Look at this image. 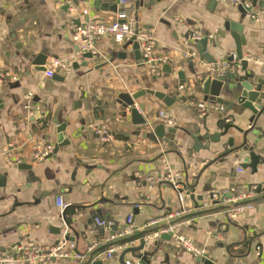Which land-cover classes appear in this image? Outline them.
<instances>
[{"label":"crops","instance_id":"crops-1","mask_svg":"<svg viewBox=\"0 0 264 264\" xmlns=\"http://www.w3.org/2000/svg\"><path fill=\"white\" fill-rule=\"evenodd\" d=\"M99 1L118 3V0H73L71 8L66 9L67 4L60 5L57 0H0V90L5 104L0 110L1 254L10 252L17 244L50 247L64 239L69 229L57 205L60 196L75 210L67 216L79 233L72 242L77 244L78 251L88 254L91 247L95 250L104 246L112 231L98 225L94 217L97 212L119 222L118 230L127 216L133 215L138 235L155 229L148 226L152 219L176 210L178 193L165 179L168 175L193 185L197 174L203 172L195 189V197L203 196V201L208 194L232 187L252 189L255 184L264 183V163L255 174L250 168H241V163L248 160L245 153L227 156L207 166L216 156L214 152L229 148L230 136L235 139V146L241 142V134L234 130L220 142L211 143V150L194 148L192 136L203 134L205 121L215 132L213 123L217 114L228 107L205 102L199 88L212 65L200 60L198 50L186 38L196 26L203 33L209 32L217 46L212 39L208 52L220 62L235 52L231 27L237 24L246 39L243 50L249 59V69L262 74L264 0H258L254 13L245 16L237 4L222 0H144L139 9L118 7L116 15L124 10L135 14L140 27L154 33L158 50L169 56L158 74L144 63L141 50L137 51L133 45L124 48L127 40L121 44L110 37L98 38L94 47L99 55L95 63L109 60L110 64L98 70L81 65L82 37L77 28L88 20L116 17L101 12ZM248 1L253 4V0ZM72 8L87 9L88 14L71 12ZM193 50L198 56L195 60L185 55ZM40 53L47 55L46 64L57 56H75L72 70L57 73L59 80L51 79L46 69H35L38 67L33 58ZM46 64L40 66L46 68ZM180 84L186 87L184 101L178 98ZM143 88L163 92L172 99L168 104L146 94L136 101L143 106L140 112L148 121L146 131L162 123L159 120L162 111L176 119V133L166 130L170 143L132 134L138 127L132 124L129 111L117 102V95ZM29 93L32 97L30 107L26 108ZM192 102H204L209 108L200 116ZM228 111L233 113L231 109ZM61 114L68 122L65 137L69 144L61 147L54 157L35 160L37 144L55 145L57 123L53 118ZM92 125L110 128L115 140L103 144ZM254 138L250 136V140ZM258 146L264 148V138ZM20 164L31 165L32 169H20ZM203 201L197 200L200 205ZM251 203L252 207L240 215L219 211L186 218L202 210L196 208L197 203L188 195L189 212L178 220L171 239H149L157 243L151 244L156 253L149 258L153 264H194L196 255L178 243L177 237L184 236L205 248L216 264H264V192H256ZM143 236L135 238L136 242L130 246L138 245ZM127 247H120L112 257L105 255L108 250L105 248L96 259L103 260V264H119L120 254ZM88 258L89 254L82 262L54 259L50 264H83ZM125 260L138 261L131 253L125 255Z\"/></svg>","mask_w":264,"mask_h":264},{"label":"water","instance_id":"water-1","mask_svg":"<svg viewBox=\"0 0 264 264\" xmlns=\"http://www.w3.org/2000/svg\"><path fill=\"white\" fill-rule=\"evenodd\" d=\"M144 4V0H130L128 3L123 5L122 8L128 9L132 8L133 6V8L135 7L136 9H139L141 6H144ZM257 5L258 0H253V4H251L250 7H246L240 4L238 5V8L239 11L245 16L247 13L253 14L254 8ZM98 7L101 8V12L113 16L116 15L119 9L117 2L99 1ZM65 8L69 9L70 5H65ZM189 34L186 38L189 37ZM231 35L235 40L236 49L235 52L230 53L227 60L229 62H234L236 64L237 70L226 72L221 76H214L212 72H209V74L201 81L199 88L200 92L204 95L205 102H210L216 104L217 106L225 105L228 108L223 107V110L217 114L215 122L213 123L215 132H211L212 128L209 127L207 121H205L203 123V134L193 135L192 138L195 140L194 148L196 150H211V143L220 142L222 137L229 135V133H231V130H234L235 132L241 134V142L235 146V139L230 136L227 140V145L229 148L221 153H219V151L214 152L217 154L213 158V160L207 164V166L209 167L214 162L222 160L227 156H240L242 153H245V157H247L246 159L248 160H245L241 163V168H250L253 174H255L258 172V166L264 163V156L262 155L264 153V148H259L258 146L261 139L264 138V73L261 72L262 74H260L255 70L249 69V59L245 57V53L243 50V46L246 44V39L245 36L242 34L239 25H232ZM212 37L213 36L209 34V32H205L203 36H201L199 39L195 40L193 43L190 44L191 47L198 50L200 54V60L210 65L219 62L217 58H215L208 52V44L213 39ZM212 42L214 43V45L217 46L214 39L212 40ZM129 45H133L134 49L140 51V43L136 40V36H132L131 38H129L124 44V48H127ZM82 57L84 58V60L81 62V65L89 67L90 69L98 70L110 64L109 60L96 64L95 60L99 58V55L93 51L84 52L82 54ZM46 59L47 55L45 53H40L37 56H34L33 64L37 65L38 67L35 69L39 71H44L46 69L45 66L40 65H45L47 62ZM236 61L239 62V65L236 63ZM74 66L77 68L79 67V64L75 63ZM179 76L180 78H183V73H180ZM57 77L58 75L56 73L51 77V79L59 80L57 79ZM146 94L156 96L160 100H165L168 104L172 102V99L169 98L165 93L156 91L152 88H143L131 93L120 92L117 95V102L129 111L132 124L138 127L137 130H135L132 134L138 136L143 134L146 138H149L152 141H164L170 143L171 140L166 136V130L171 134H175L177 131L176 126L166 127L165 124L161 123L154 130L146 131L148 129V121L146 117L140 112V110H143V106L142 104H136L137 99L145 96ZM224 96L229 97L228 99H230V101L226 100ZM4 105V100L0 90V110L4 109ZM229 109L233 110L232 114L229 113ZM247 112H249L250 114L248 115ZM204 119L206 120L207 116H205ZM242 119H246L245 121H243V125L240 124V121H242ZM53 120L57 123V141L55 143V148L53 152L49 156H47V158L54 157L61 147L68 145L70 142L69 139L65 137L68 122L63 119V114L53 118ZM145 127L147 129H145ZM250 136H253L255 138L250 140ZM203 142L205 144H203ZM19 168L31 170L32 166L27 164H20ZM202 173L203 172H199L197 174V181L193 185L189 184V186L186 185L184 182H181L184 186V189L182 188L179 190L184 191L187 189L188 191V188L190 189L188 191V195L195 203H197L196 208L201 207L197 200L203 201V196H199L197 198L195 197L196 184H198ZM30 177H32V173L30 174ZM168 183H170L176 190V187L173 182L168 181ZM255 185V191L257 193L261 194L264 192V183L259 182ZM219 203V200L214 201V204ZM230 207L231 205H219L215 208L201 210L199 212L188 214L187 216L192 217L195 215H202L219 211L225 212ZM62 217L65 227L69 229V231H66L64 233L63 237L68 241H74L76 238L79 237V233L74 229L73 225L67 218V208L63 210ZM94 217L95 219L99 218L105 221H112L109 216H101L99 212H97ZM118 228L119 222L113 221V225L111 226V233L113 234L114 232H116ZM59 229L60 230L58 231V233L61 234V228ZM70 231L74 232V235H72ZM150 232H152V230L145 231L142 234L138 235L135 234L130 238H126L110 244H105L100 248H96L91 252L89 258L83 264H103V260L95 258V256L99 254L102 250L113 244L125 243L131 239L139 238V236L146 235ZM172 235L173 234H164L162 238L171 239ZM151 244L156 245L157 243H152L150 242V240L142 239L138 245L127 247L120 254L119 264H127L125 260V255L128 253H131L135 258H137L140 264H153L149 257L154 256L156 252L151 249ZM147 246H149V248L148 250H145ZM193 261L194 264H216L215 261L209 258L208 256H195V259Z\"/></svg>","mask_w":264,"mask_h":264},{"label":"built area","instance_id":"built-area-1","mask_svg":"<svg viewBox=\"0 0 264 264\" xmlns=\"http://www.w3.org/2000/svg\"><path fill=\"white\" fill-rule=\"evenodd\" d=\"M130 0H118L119 7H122ZM225 2H231L237 5H244L246 7H250L251 3L248 0H222ZM73 0H57V3L60 5L69 4L71 8ZM71 12L78 13L81 11L82 14H88L87 9L79 10L77 8H72ZM253 18H257L256 15H252ZM77 33L82 37V47L80 53L83 54L87 51H93L95 47V40L101 37H110L117 43H124L126 40L131 38L132 36H136V40L140 43V50L143 56L144 63L147 64L152 73L158 74L161 71V67L163 63L167 62L169 56L158 50L157 39L154 33L150 30H145L140 27L139 20L136 18L135 14H128L126 10L119 12L115 19L112 20H97L92 19L84 22L77 28ZM204 33L200 29V27L196 26V28L191 31L189 37L187 38V43L190 45L195 40L199 39L203 36ZM186 57L190 59H197V52L187 51L185 53ZM75 56H66V57H54L46 64V75L48 77H52L56 73H68L72 70L73 61ZM236 64L234 62H229L228 60H222L216 64H212L211 72L214 76H221L229 71H236ZM178 98L181 101H184L186 97V87L183 84L178 86ZM32 94H27L28 103L26 104V108H29V102L31 100ZM195 104V103H191ZM199 110L200 116L204 115L208 110L209 105L204 102H199L195 104ZM34 109V108H33ZM159 120L167 125V126H175L177 125L176 119L168 115L166 112L159 113ZM94 133L98 136V139L103 144L112 143L116 135L115 133L108 127L92 125ZM55 148L54 144H37L35 147L36 152L33 154L34 159L37 161L44 160L49 156ZM21 161V160H20ZM20 161H17L20 163ZM164 179V178H162ZM166 180L174 183L179 200V207L166 214L160 218L152 219L148 226L155 227V229L144 235L142 239L149 240L152 238H160L164 234H175L176 227L178 225V220L181 219L185 214L189 212L188 207V191L187 189L184 191H179L180 189H184V186L181 182H178L177 179L172 178L171 176H166ZM150 182L153 183L154 180L149 179ZM256 192L255 188L252 189H241L239 187H232L226 189L219 193L208 194L207 199L202 202L201 209L208 210L211 209L214 205H231V207L227 210L231 215H240L244 213L247 209L252 207V199L255 197ZM219 200V204H214V201ZM237 204V205H235ZM57 205L63 211L68 207V203L65 202L62 196L57 197ZM99 226L103 228H110L113 225V221H105L99 218L96 219ZM135 234L134 227V218L133 215H128L123 226L114 232L110 233L105 238V243L110 244L113 242H117L126 238H130ZM178 243L181 248L186 251L194 254L196 256H207V252L205 248H201L195 245L191 240L184 236L177 237ZM136 240L131 239L125 243L113 244L108 248L105 255L107 257H112L113 254L120 247H127L132 245ZM122 245V246H119ZM94 247H91L92 250ZM88 251L90 256L91 251ZM91 251V252H90ZM88 254H82L77 250V244L72 241L67 240H59L58 243H55L53 246L44 247L40 244H17L12 248L10 252L5 254L0 253V264H50L54 259H75L82 262ZM95 258H98L96 255ZM127 264H140L139 260L131 263L127 262Z\"/></svg>","mask_w":264,"mask_h":264},{"label":"trees","instance_id":"trees-1","mask_svg":"<svg viewBox=\"0 0 264 264\" xmlns=\"http://www.w3.org/2000/svg\"><path fill=\"white\" fill-rule=\"evenodd\" d=\"M75 210L71 206L67 208V216L70 217L72 214H74ZM188 218V216L186 217ZM70 220V218H68Z\"/></svg>","mask_w":264,"mask_h":264}]
</instances>
